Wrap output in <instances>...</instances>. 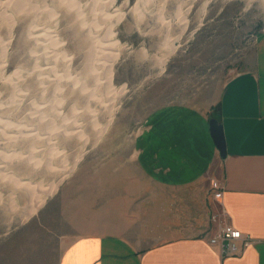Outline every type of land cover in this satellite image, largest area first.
Instances as JSON below:
<instances>
[{
  "label": "rangeland",
  "instance_id": "374dc122",
  "mask_svg": "<svg viewBox=\"0 0 264 264\" xmlns=\"http://www.w3.org/2000/svg\"><path fill=\"white\" fill-rule=\"evenodd\" d=\"M263 32L264 0H0V203L37 211L80 181L102 200L98 229L114 222L119 230L129 212L106 210L107 174L120 186L124 167L142 173L133 151L159 109L199 108L214 118L225 83ZM80 193L54 214L59 229L76 221L74 202L91 205L90 189ZM148 207L126 230L142 247L161 236Z\"/></svg>",
  "mask_w": 264,
  "mask_h": 264
},
{
  "label": "crops",
  "instance_id": "0c3cea01",
  "mask_svg": "<svg viewBox=\"0 0 264 264\" xmlns=\"http://www.w3.org/2000/svg\"><path fill=\"white\" fill-rule=\"evenodd\" d=\"M214 118L225 158L210 137L208 110L169 106L155 112L133 151L142 173L132 176L124 167L117 172L120 186L107 174L106 210L129 212L120 216L126 222L117 231L114 222L98 229L93 217L102 211L95 203L100 195L81 189L86 183L80 181L79 187L62 186L60 203L50 202L52 196L33 213L30 204L0 203V264H264V32L244 68L225 83ZM212 182L221 186L218 204L228 223L253 240L238 256L221 257L205 237L215 202ZM79 189L81 195L90 189L91 205L74 202L76 221L61 230L52 218L62 217L67 197ZM152 203L150 219L161 236L142 247L126 230L144 221L141 212Z\"/></svg>",
  "mask_w": 264,
  "mask_h": 264
},
{
  "label": "built area",
  "instance_id": "2783aa9c",
  "mask_svg": "<svg viewBox=\"0 0 264 264\" xmlns=\"http://www.w3.org/2000/svg\"><path fill=\"white\" fill-rule=\"evenodd\" d=\"M213 200L220 201L222 198L221 186L217 182L211 183ZM210 228L205 237L211 246L219 249L221 257H234L240 255L253 240L230 225L226 216L220 213H211L209 216Z\"/></svg>",
  "mask_w": 264,
  "mask_h": 264
},
{
  "label": "water",
  "instance_id": "95a60500",
  "mask_svg": "<svg viewBox=\"0 0 264 264\" xmlns=\"http://www.w3.org/2000/svg\"><path fill=\"white\" fill-rule=\"evenodd\" d=\"M208 125H209V134L214 146L218 150L220 157L225 158L226 147H225L224 135L221 124L218 122L216 118H211L208 122Z\"/></svg>",
  "mask_w": 264,
  "mask_h": 264
},
{
  "label": "bare ground",
  "instance_id": "6f19581e",
  "mask_svg": "<svg viewBox=\"0 0 264 264\" xmlns=\"http://www.w3.org/2000/svg\"><path fill=\"white\" fill-rule=\"evenodd\" d=\"M6 2H7V1H4V2H2L1 4L6 3ZM5 6H6V5H5ZM6 7H7V6H6ZM176 13H177V12H176ZM105 15H106V14H105ZM105 15H104V16H105ZM109 15L112 16L111 14H108L107 17H110ZM122 15H123V13L120 12L119 15L117 16V19H116V20H117V21L120 20V16H122ZM112 17H113V16H112ZM112 17H111V18H112ZM177 17H178V18H181V19H180V24H179V25H182V27H181V29H180V30H181L180 32H182L183 29H184V26H185V25H184V24H185V21H183L184 18H183V16L180 15V13H177ZM111 18H110V19H111ZM158 18H159V17L156 16V17H155V21L158 20ZM32 33H33V32H32ZM44 33H45V31H42V33H40V34L38 33V34L36 35V37H37V36H38V37H41ZM33 35H35V34H33ZM43 36H44V35H43ZM52 38H53V37H52ZM36 39H37V38H36ZM47 40H48V39H47ZM48 41H49V40H48ZM43 42H44V41H43ZM95 43H96V42H95ZM92 47H94V46H92ZM96 47H97V46H96ZM94 48H95V47H94ZM96 49H97V48H96ZM173 49H174V48L172 47V49L170 50V53L172 52ZM96 51H97V50H96ZM98 51H99V50H98ZM102 52H103V51H102ZM54 53H55V52H54ZM96 54H97V53H96ZM101 54H102V53H101ZM103 54H104V53H103ZM103 54H102V55H103ZM114 55L116 56V54H114ZM105 56H106V55H105ZM50 57L52 58V56H50ZM106 57H107V56H106ZM167 57H168V56H167ZM114 58H115V57H114ZM104 60H105V59H104ZM106 61H107V60H106ZM165 61H166V57L162 58L160 64L163 65ZM98 64H99V63H98ZM102 64H103V63H102ZM49 65H50V64H49ZM100 65H101V64H100ZM47 66H48V64H47ZM110 68H111V65L108 64V65L106 66V70L108 71V76H107L108 82H109V81L111 80V78H112L111 73H110V71H111ZM51 81H52V80H51ZM15 131H16V130H15ZM21 133H22V131H21ZM24 133H26V132H24ZM31 133H32V132H31ZM15 135H16V133H15ZM30 137H31V136H30ZM45 140H46V139H45ZM0 142H1V141H0ZM4 144H5V143H4ZM1 145H2V144H1ZM5 145H6V144H5ZM0 147H1V146H0ZM3 147H4V146H3ZM77 161H78V160L76 159L75 162H77ZM0 162H1V161H0ZM50 169H51V168H50ZM19 184H20V185H24L25 182H19ZM57 185H58V184L53 185V186L51 187L50 192L53 191V190H55ZM24 186H25V185H24ZM34 186H35V185H34ZM27 189H28V188H27ZM35 189H36V187H35ZM45 190H46V189H45ZM41 191H42V189H41ZM34 192H35V191H34ZM33 195H34V194H33ZM43 198H44V197H43ZM39 200H40V199H39ZM42 203H43V200L40 201V202L37 204V207H40ZM31 204H32V203H31ZM35 210H36V208L34 207V209H31V212H35Z\"/></svg>",
  "mask_w": 264,
  "mask_h": 264
}]
</instances>
